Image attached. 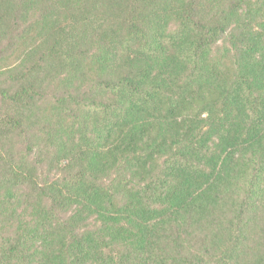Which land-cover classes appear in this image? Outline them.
<instances>
[{
  "label": "trees",
  "instance_id": "trees-1",
  "mask_svg": "<svg viewBox=\"0 0 264 264\" xmlns=\"http://www.w3.org/2000/svg\"><path fill=\"white\" fill-rule=\"evenodd\" d=\"M0 264H264V0H0Z\"/></svg>",
  "mask_w": 264,
  "mask_h": 264
},
{
  "label": "rangeland",
  "instance_id": "rangeland-1",
  "mask_svg": "<svg viewBox=\"0 0 264 264\" xmlns=\"http://www.w3.org/2000/svg\"><path fill=\"white\" fill-rule=\"evenodd\" d=\"M13 59H16V58H18V56L15 54V53H13Z\"/></svg>",
  "mask_w": 264,
  "mask_h": 264
}]
</instances>
